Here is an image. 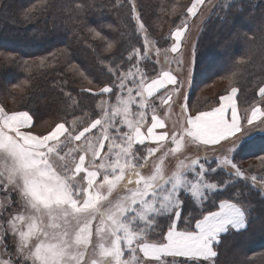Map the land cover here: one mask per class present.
Masks as SVG:
<instances>
[{
  "label": "snow or ice",
  "instance_id": "snow-or-ice-1",
  "mask_svg": "<svg viewBox=\"0 0 264 264\" xmlns=\"http://www.w3.org/2000/svg\"><path fill=\"white\" fill-rule=\"evenodd\" d=\"M204 2L192 0L187 13L196 16ZM215 7L220 10L221 55L242 35L247 37L242 31L246 25L259 21L264 32V0H222ZM105 10L97 0H80L75 22L87 25L89 13L99 18ZM25 19L32 20V14ZM136 19L143 30L138 14ZM57 27L53 20V33ZM187 27L178 26L171 34L173 53ZM88 31L105 39L94 27ZM52 40L63 36L40 31L31 42L42 46ZM152 46L145 35L143 53L140 48L129 52L126 70L124 60L113 61L112 79L97 95L108 94L114 101L102 99L98 118L78 132L61 122L36 134L28 111L0 107V264H215L222 236L237 237L241 244L264 240V178L257 183L251 176L253 185L247 188L237 183L247 177L234 160L251 139L237 112L238 89L221 96L219 106L186 115L179 129H168L150 101L164 89L162 102L170 107L173 95L177 102L183 97L180 107L186 113L188 96L184 81L171 70L140 67ZM112 47L109 42L107 49ZM5 61L15 62L12 57ZM188 63L190 90L194 54ZM259 95L264 97V86ZM245 119L252 129L264 131L254 123L264 125L260 106ZM185 141L218 146L217 166L207 156L185 157ZM167 144L174 147L163 152ZM169 155L176 162L166 169ZM257 222L258 235L253 229Z\"/></svg>",
  "mask_w": 264,
  "mask_h": 264
},
{
  "label": "trees",
  "instance_id": "trees-1",
  "mask_svg": "<svg viewBox=\"0 0 264 264\" xmlns=\"http://www.w3.org/2000/svg\"><path fill=\"white\" fill-rule=\"evenodd\" d=\"M79 2L0 0V102L8 106L9 112L28 111L33 116L36 134H44L61 122L70 130H81L84 123L78 119L98 110L97 104L103 96L97 93L112 79L113 61L118 64L124 60L126 70L128 53L134 48H140L143 53L145 35L153 46L140 67H155L159 72L157 60L168 59L170 53L167 45L171 37L167 35V28L180 22L192 0H137L135 12L131 0H97L106 10L99 18L98 13H89L87 25L75 22V6ZM220 2L222 0L217 3ZM219 11L215 7L205 17L194 38L193 82L196 89L190 107L196 112L218 103L232 87L238 88L239 106H250L261 97L259 87L264 86V32L257 27L259 21L242 29L247 37L242 35L224 52L223 65L213 63L216 54L223 51L217 39ZM256 11L259 13L260 9ZM26 13L32 14L33 19L26 20ZM136 14L144 24L143 30ZM53 20L58 25L55 33ZM109 24L111 29L107 28ZM101 25L105 27L101 28ZM89 27L101 31L105 39L95 37L88 31ZM40 31H46L49 36L62 35L63 40L37 46L31 41L33 33ZM109 42L113 44L110 50L107 49ZM156 49H159L158 53ZM5 57L14 58L15 62L6 63ZM220 156L213 155L209 160L213 167L217 166L215 158ZM234 162L247 177L238 178L239 186L251 187L253 175L257 177V183L264 178V132L252 135ZM168 166L166 161L165 168ZM260 210L258 204L257 211ZM253 229L258 235L259 222ZM221 240L215 264H238L240 260H246L247 264H264V240L254 238L250 243L241 244L239 238L227 235Z\"/></svg>",
  "mask_w": 264,
  "mask_h": 264
},
{
  "label": "rangeland",
  "instance_id": "rangeland-1",
  "mask_svg": "<svg viewBox=\"0 0 264 264\" xmlns=\"http://www.w3.org/2000/svg\"><path fill=\"white\" fill-rule=\"evenodd\" d=\"M217 2H219V0H212L211 3H209V0H205L204 4L199 6L196 16L193 17L186 12L182 17H180V19H179L180 22L175 27H173L172 25H169L167 28V35L171 37V42L167 45V48H169L168 51L170 53H168V55H167L168 59L165 58V59H162L160 61L157 60L159 62L160 70H159V72H156V73L171 70L173 72V75H177L179 80L184 81L183 91L188 96L187 112L186 113H184L180 107L181 104L185 103L183 97H181L180 100L177 102L176 96L173 95L170 107L165 105L162 102V100L159 97H165L166 98V96H167V92L164 89L160 90L159 97L156 98L154 102L150 101L152 106L155 107V109H156V114L162 120H164L165 126L168 129H173V130L179 129V127H181L183 125L186 115L196 114V111H194V109L190 107V103H192V101H194L193 91L196 89L195 84H194L195 81L192 82L191 89L189 90V85H188V81L186 78V72H187V69L189 67L188 62L193 58V54L195 56V52L193 51L194 50V42H195L194 38H196L198 35V32H199L198 28H199L201 22L205 19V17L214 11L215 5L217 4ZM131 3H132V5L135 6V11H137V0H131ZM185 23L188 25V27L186 28L184 36L182 37L180 49L177 52L173 53L171 51L172 44H173V37L171 34L175 31V29L178 26H182ZM167 56H165V57H167ZM177 61H183V63L178 64ZM212 61H213V63L216 62V64L219 66L223 65L224 61H225L224 60V54L223 55L216 54V58H214ZM208 62L209 63L211 62V58L208 59ZM167 89H168V91H170L171 86H167ZM230 92L228 94H230ZM228 94H226V95H228ZM102 99H110L111 100V99H114V97H109L108 94H105L103 97L100 98V101ZM219 102L220 101H218V103H216V104H213L212 106H209L208 109L205 108L202 111H208V110H211L213 107L219 106ZM235 102L237 105L238 115L242 118L241 123L244 125L243 131L251 132V136L254 134L264 132V131H256V130L252 129L251 126L247 125L246 119H245L246 116H250L251 109L254 106L258 105L262 109H264V97H258V100L255 101L253 104H251L250 106L242 108L239 106V103H238V92H237L236 97H235ZM1 103L2 102H0V107H3L5 109V111H7L6 109H8V106L3 104V103L1 104ZM99 114H100V110L98 108L96 113H93L91 115H87V113H86V116H83L82 118H80L78 120H79V122L84 123V127H86L91 123V121L93 119L98 118ZM151 115H152V110H151V108H149V110H148V123L149 124H150V120H151ZM91 116H93L94 118L90 119ZM87 120H89V121H87ZM254 123L258 127L264 128V125H260L259 121H256ZM93 131L96 133L95 129ZM144 131L146 132V127H145ZM157 131H159V130H157ZM75 132H78V131L75 130ZM239 135L240 134L238 133L237 136H239ZM148 146H155V142H148ZM172 147H174V145L167 144L164 147L163 152L169 151ZM163 152L159 153L158 155H162ZM181 152L184 153L185 157L191 156V157L195 158L196 156H200L201 158H203V157L207 156L209 160L213 157V155H216V154L222 155L221 151L218 149V146H211V145L205 146L203 144H193V143H189L187 141H185L183 147L181 148ZM166 161L169 162V166H168L169 168L173 167L175 162H176L175 161V155H169L168 157H166L165 163H166ZM154 162L155 161H153V163Z\"/></svg>",
  "mask_w": 264,
  "mask_h": 264
}]
</instances>
